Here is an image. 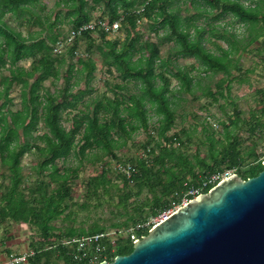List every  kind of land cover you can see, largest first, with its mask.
I'll list each match as a JSON object with an SVG mask.
<instances>
[{
    "label": "trees",
    "instance_id": "1",
    "mask_svg": "<svg viewBox=\"0 0 264 264\" xmlns=\"http://www.w3.org/2000/svg\"><path fill=\"white\" fill-rule=\"evenodd\" d=\"M41 1L0 0V72H8L7 75L2 73L0 76V101H3L0 105V162L11 174L8 190L0 200V204L6 202L5 206L0 207L1 221L8 218L17 223L35 221L41 235L50 237L55 229L52 222L63 216L68 209L67 200L71 197L68 188L72 176L71 168L64 167L61 171L58 162L62 161L65 165L72 156L84 161L93 152L102 156H114L115 151L127 146L135 133L150 128L151 116L157 118L155 147H147L144 155L137 161L138 164L131 163L136 169L132 179L122 175L121 191L124 194L120 197L121 204L127 203L133 197H139L147 189L152 195L151 210L157 215L170 206L169 200L175 196L179 198L172 200L179 204L184 194L201 187L213 174L222 172V166L228 169L244 166L246 158L241 151V141L229 127H225L224 139H217L214 131L210 130L211 133H208L209 129L204 128L207 136L200 143L208 150L206 157H202L199 151L192 156L188 155L181 149L185 141L177 134L168 135L176 121V113L170 100L171 78L178 81L180 91L191 92V72L181 67L171 69V63L162 58L157 45L149 42L139 45L137 37L132 35L139 17L155 21L160 25L159 28L168 30L167 36L174 42L178 55L195 59L207 73L228 76H231L230 67L234 62L230 57L232 49L237 50L232 40L222 37L229 48L223 49L216 45L220 55L210 51L202 43L204 29L192 24V19L183 21L176 13L169 11V0H64L63 3L68 7V16L72 17V28L81 27L91 21L90 14L85 9L90 1L93 7L103 4L108 11V19L111 22L120 20L126 32L122 43L119 40L106 41L108 53L105 55V62L109 68H114L119 73L122 80L134 82L136 92L120 86L119 89L126 90V94H115L114 97L104 95L85 102L96 70L95 62L91 59L79 61L82 66L78 69L72 63L68 65L66 72L69 76L65 78V87L57 89V83L67 65L64 55L68 50L77 48L80 39L90 38L92 33L86 32L62 55L55 56L53 45L61 36L57 28L62 23L61 13L55 14L54 20L52 14H49L43 21L37 12L38 8H42ZM243 1L204 0L211 10L218 11L215 18L228 14L248 26L251 44L264 39V0H257L254 6H246ZM7 14L26 15L28 22L45 26L47 31L42 29L24 36L4 20ZM99 18L105 19L104 16ZM99 35L106 40L105 32L102 31ZM30 60L32 63L29 69L20 65L21 62ZM74 70L78 76L71 84L75 79ZM193 70L194 67L191 71ZM85 75L86 89L74 93L72 89L80 85L81 77ZM50 80L56 89L54 92L45 85ZM15 87H20L21 97L20 108L16 110L8 107L13 105L11 92ZM208 92L217 101L216 93ZM235 115V127L240 122L250 123L240 119L239 113ZM251 118L255 121L253 126L260 124L264 127V123L256 119L255 115ZM65 122H71L72 127L68 129ZM39 126H42L43 132L39 133L42 131ZM31 150L42 159L41 169L49 172L50 183L57 186L51 190L49 184L41 182L30 190L27 198L20 188L21 164L24 155ZM263 162L250 165L240 177L248 180L258 176L264 169ZM110 183L111 179L104 170L90 179L89 186L96 192L99 188L107 190ZM212 187L208 186L204 193H208ZM146 205H141V208ZM104 231L102 227H95L90 231L71 229L66 236L75 237ZM148 233L149 230L143 229L136 231L135 235L147 236ZM125 240L131 247L125 251L122 246L116 257L133 252L134 242L131 235ZM61 249L65 253V249ZM49 257V250L42 247L36 249L30 263L49 264ZM67 264L73 263L68 261Z\"/></svg>",
    "mask_w": 264,
    "mask_h": 264
},
{
    "label": "rangeland",
    "instance_id": "2",
    "mask_svg": "<svg viewBox=\"0 0 264 264\" xmlns=\"http://www.w3.org/2000/svg\"><path fill=\"white\" fill-rule=\"evenodd\" d=\"M63 1L42 0V8L37 9L43 21L49 14H52L54 20V15L61 13L62 23L57 27L60 37L65 36L72 28V17L68 16V7ZM169 1V11L176 13L183 21L187 18L192 19L190 21L192 24L204 29L202 43L210 51L220 55L216 45H220L223 49L229 48L226 40L222 38L223 36L232 40L237 50L232 49L230 56L234 60L233 66L231 64L230 67L231 76L222 73L215 75L207 73L203 71V68L195 59L184 58L177 54L174 42L167 36V29L159 28L160 25L155 21L139 17L132 35V37H137L139 45L146 42L157 45L162 58L169 60L171 63V69L175 70L176 67L186 69L191 72L193 78L191 92L180 91L178 81L171 78L172 93L170 94V100L176 113V121L173 130L168 135L177 134L180 136L185 141L181 149L188 155L192 156L199 151L202 157H206L208 150L205 145L200 143L207 136L204 128L209 129L208 133H211L210 130L214 131L217 139H224L225 127H229L241 141V151L246 158V163L243 167L228 169L222 166V168L223 171L235 170L236 174L240 176L248 170L250 165H257L259 162L264 161V127L260 124L253 126L255 121L254 119L251 120V117L255 115L256 119L264 123V39L261 38L250 44L248 26L239 23L228 14L215 18L218 11L211 10L204 0ZM256 1L244 0L243 3L246 6H254ZM57 3H60V5L57 6ZM93 6L90 1L85 6L92 21L100 16L108 19V11L103 4ZM27 19L26 15L11 16V14H7L4 18L13 29L22 32L24 36H29L42 29H44V32L47 31V27L28 22ZM191 33H194V29L191 30ZM125 38L126 32L122 24V28L117 33L106 36V40H103L99 33H92L90 38L80 39L77 48L68 50L69 52L67 51L64 55L67 59V65L62 70L57 89H63L66 85L65 78L69 76L66 72L68 65L72 63L78 69L82 66L79 61L91 59L95 62L96 70L89 84L88 90L90 92L85 96V102L104 95L114 97L115 94H126V90L119 89L120 86H125L132 92H136L134 82L122 80L119 73L114 68H109L105 62V55L108 53L106 41L119 40L122 43ZM136 58L137 56L134 59L136 60ZM31 63V60L23 61L20 65L29 69ZM193 67L194 70L191 71ZM160 70L158 69V71ZM2 73L8 74L7 71H1L0 76ZM76 76L78 75L74 70L73 77L75 79L71 84L77 79ZM86 78V75L81 77L80 85L72 89L74 93L86 89ZM51 83L50 80L45 85L54 92L56 89ZM208 91L216 93L217 101L208 95ZM11 97L13 98V105L8 107H12L14 110L19 109L21 105L20 87H15L12 90ZM2 102L0 101V105ZM93 107L94 105L91 106V108ZM236 113L240 114V119L246 122L250 121V123L240 122L235 127L233 123L236 121ZM151 115L152 113H150ZM64 125L68 129L72 127L71 122H65ZM39 128L42 130L39 133L44 131L42 126H39ZM156 129L157 118L151 116L150 128L135 133L127 146L115 151L114 156H102L97 155V152H93L84 161L74 156L70 157L65 165L62 161H59L58 167L61 171L64 167L71 168L72 176L68 183L71 197L67 200L68 209L63 216L52 222L55 229L51 232V236L43 237L35 221L17 223L10 218L5 221L0 219V243L7 246V242L13 239L12 241L19 245V248L31 251L42 247L46 248L48 246L47 242H51V239H55L56 243L61 242L63 239L68 238L66 234L71 229L90 231L95 227H102L105 231H123L121 237H118L117 244L104 254L103 259L108 261L115 259L119 248L122 246L127 251L131 246H128L125 239L132 232L133 227L138 224L148 226L153 218L173 209L178 204L172 200L179 198V196H175L169 200L170 206L168 208L155 215L150 206L152 195L147 189H144L139 197H133L125 204L120 202V197L124 193L121 191L123 180L119 166H122L123 163L138 164L137 161L144 155L147 147H155V141H157ZM41 163L42 159L38 157L34 150L29 151L22 158V183L20 188L27 198H29L30 190L36 188L41 182L49 184L51 190L56 189L57 185L50 183L49 172L41 169ZM104 170L108 173L111 183L107 185V190L99 188L98 191L94 192L89 186V181L91 178L100 175ZM10 175V172L5 170L0 162V200L4 197L10 185ZM143 204L148 206L141 208ZM5 205L6 202H2L0 207ZM85 235L90 234H81L75 237L79 238ZM43 243L45 244L43 245ZM61 247L49 250V264H67L68 261L78 264L69 255V249L64 248V253ZM71 248L76 250L77 246ZM30 260L28 264H31Z\"/></svg>",
    "mask_w": 264,
    "mask_h": 264
},
{
    "label": "water",
    "instance_id": "3",
    "mask_svg": "<svg viewBox=\"0 0 264 264\" xmlns=\"http://www.w3.org/2000/svg\"><path fill=\"white\" fill-rule=\"evenodd\" d=\"M101 264H264V169L221 181L153 227L131 254Z\"/></svg>",
    "mask_w": 264,
    "mask_h": 264
},
{
    "label": "built area",
    "instance_id": "4",
    "mask_svg": "<svg viewBox=\"0 0 264 264\" xmlns=\"http://www.w3.org/2000/svg\"><path fill=\"white\" fill-rule=\"evenodd\" d=\"M120 27V20L111 22L107 18L101 20L98 17V19H95L94 21L91 20L81 27L71 28L65 36L60 37L57 43L53 45V54L55 56L62 55L69 47L74 45L78 38L82 37L86 32L100 33L103 31L105 32L106 36H110L113 33H117L120 30ZM119 167L121 174L126 176L128 179H132L134 173L136 172V169L131 164H123ZM234 175H237L235 170H226L213 174L202 183L201 187L192 189L184 194V196L181 197V202L177 204V206L173 207V209L165 211L156 218H153L152 222H149L148 226L141 224L136 225V227L131 229L132 232L129 233L133 242L135 243L136 241L142 239L141 237L135 235L136 231L143 229H148L150 231L157 224L168 219L178 208L186 205L193 199H196L202 195L204 193V189H206L208 186L214 187L221 181ZM122 234V230H109L97 234L81 236L79 238L68 237L59 243H56L55 239H51V242H47L48 246L45 249L52 250L56 247L62 246L63 248L69 249V255L79 264H101L103 261H108L107 259H103L104 254L109 250V247H113L117 244V240H119L118 237H121ZM73 246H77V249L73 250L71 248ZM35 254L36 250L27 251L21 255L11 254L7 257L8 259L3 264H27L29 259L34 257Z\"/></svg>",
    "mask_w": 264,
    "mask_h": 264
},
{
    "label": "crops",
    "instance_id": "5",
    "mask_svg": "<svg viewBox=\"0 0 264 264\" xmlns=\"http://www.w3.org/2000/svg\"><path fill=\"white\" fill-rule=\"evenodd\" d=\"M13 239H11L10 241L7 242V246H4V243H0V246H2L0 248V264H3L5 262V259H7V257L11 254H24L27 252V250H24L22 248H19L20 246L17 245L14 241H12ZM16 244V245H15ZM29 263V262H28ZM27 263V264H28Z\"/></svg>",
    "mask_w": 264,
    "mask_h": 264
}]
</instances>
